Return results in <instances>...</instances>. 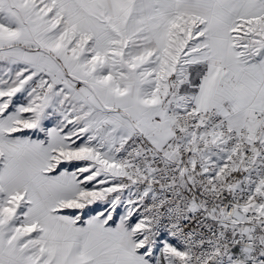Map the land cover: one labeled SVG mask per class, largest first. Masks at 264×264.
Returning a JSON list of instances; mask_svg holds the SVG:
<instances>
[{
	"label": "snow or ice",
	"instance_id": "1",
	"mask_svg": "<svg viewBox=\"0 0 264 264\" xmlns=\"http://www.w3.org/2000/svg\"><path fill=\"white\" fill-rule=\"evenodd\" d=\"M0 264H264V0H0Z\"/></svg>",
	"mask_w": 264,
	"mask_h": 264
}]
</instances>
